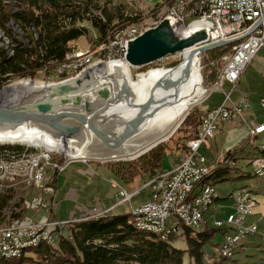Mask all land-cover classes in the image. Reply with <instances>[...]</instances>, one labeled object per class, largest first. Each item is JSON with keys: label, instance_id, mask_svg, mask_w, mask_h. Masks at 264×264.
I'll return each instance as SVG.
<instances>
[{"label": "built area", "instance_id": "obj_1", "mask_svg": "<svg viewBox=\"0 0 264 264\" xmlns=\"http://www.w3.org/2000/svg\"><path fill=\"white\" fill-rule=\"evenodd\" d=\"M171 6H173V17L179 18L185 24L199 20L215 26L219 32V37L215 40L241 38L232 43L230 53L222 58L224 63L219 68L213 83L203 86L204 97L200 99L201 101H204L211 92L221 90L224 92V102L213 108H202L196 131L192 138L186 140L185 151L179 163L169 171L148 180L142 186V188H149L147 199L128 208L130 214L131 211H139V218H132V224L153 226L155 235L164 241L181 237L183 227L196 229L203 221L208 206L216 202L214 200L216 182L214 181H206V187L197 200L188 199L187 192L192 188L194 178L201 173L216 169L217 162L229 163L231 168H236L231 158L227 160L221 158L214 164H209L206 157L199 152V148L203 143L214 139L215 131L221 122L235 125L242 118L244 111L251 106L247 95L240 96L234 104L228 105L226 102L235 90V84L246 65L253 60L256 53L264 52V0H184V4L172 2ZM258 21L260 22L257 27L245 35ZM136 31L138 29H135V26H129L122 27L114 33L108 43L109 47L116 52L117 58H113L114 60L125 62L124 43L127 38L136 37ZM215 40L210 38L206 43H212ZM180 54L183 56V53ZM200 54L202 53L198 52L195 55L199 64ZM91 59V55L71 51L67 53L66 60L55 67L54 72L66 80L70 78L68 76L77 74L90 66ZM226 82L232 85L229 91L223 89ZM258 104L264 108V97L259 98ZM263 132L264 122L247 125L246 136L250 141L260 138ZM259 145L250 163L254 167L255 175L261 176L264 174V154H259ZM233 152L234 150H230L231 154ZM62 162L63 160L58 161L54 154L47 150L11 154L0 159V180L23 177L28 184L39 185L46 177L64 170L65 165ZM108 183L114 191L112 196L116 201L112 208L131 203L132 198L142 189L128 191L115 178L109 179ZM227 198L231 200V208L227 211L225 219L215 220V225L218 227L228 225L229 231L224 234L219 248L224 249L226 258L230 259L237 248L243 246L247 236L257 233L255 224H246V218L253 214L257 202L253 191L246 187L233 188ZM48 209L47 204H42L41 210L45 213H40V218L32 219L29 213L25 219L0 225V256L17 251L19 243L28 240H45V243L50 244L56 240L58 234L67 236L63 232L67 222L46 216Z\"/></svg>", "mask_w": 264, "mask_h": 264}, {"label": "trees", "instance_id": "obj_2", "mask_svg": "<svg viewBox=\"0 0 264 264\" xmlns=\"http://www.w3.org/2000/svg\"><path fill=\"white\" fill-rule=\"evenodd\" d=\"M83 20L107 42L117 23L126 25L128 18L113 16L106 3L100 4L99 0H0V30L9 38L5 45H0V89L12 78H35L41 71L47 76L53 75L55 67L66 60L71 49L69 43L87 34L84 26L77 25ZM230 49L231 45H224L205 52L204 86L213 83L218 74L210 61ZM177 63H170L168 67ZM192 117L187 116L183 122L191 128L187 139L193 137L198 126V121ZM179 149L184 151L185 143ZM167 150L159 143L132 160L113 163L110 165L112 172L122 183L125 177L136 174H148L153 179L162 173L161 162ZM235 153L229 150L223 159H237ZM215 173L216 170L209 178L214 182ZM66 226L67 236L58 234L53 243L42 240L30 248L28 252L35 257L25 254L18 259L0 260V264L32 261L35 264H228V258L219 254L215 259L204 250L208 244L219 246L221 242L212 240L214 231L220 229L224 233L227 228L183 227L181 237L186 248L179 249L173 245L174 238L164 241L153 233L137 229L132 224L130 212L87 215L67 222ZM184 254L191 259L188 263L183 261Z\"/></svg>", "mask_w": 264, "mask_h": 264}, {"label": "rangeland", "instance_id": "obj_3", "mask_svg": "<svg viewBox=\"0 0 264 264\" xmlns=\"http://www.w3.org/2000/svg\"><path fill=\"white\" fill-rule=\"evenodd\" d=\"M99 2L100 4L106 3L107 10L113 16L115 15L120 18H128V20H126L127 24L125 25L124 23L122 24L117 23L118 25L114 28L108 41L105 42L100 39L98 31L87 20L78 22L77 25L84 26L87 29V34L80 38L78 37L77 41L76 40L71 41L69 43L70 46L69 48H71L69 52L79 51L91 55L92 64L90 66H87V68L78 72L77 74H73L72 76H68V77L79 76L97 62H101V61L106 62V61L114 60L113 58H117L116 52L108 45V43L110 42V40L114 36V33L117 30L121 29L122 27L126 28L129 26H135V28L142 33L143 30L156 25L159 22V20H161L164 16L169 15L170 10L172 9L171 6L172 2H174L173 4H175L176 0H99ZM115 21L116 19L113 20V22ZM6 39H9L8 36L5 33H3V31H1L0 45H5ZM230 51L222 55L221 57L211 60L210 64L213 65L215 69H217V71H219V68H221V66L224 63L222 58L228 55ZM204 58H206L205 52H202L199 58L200 73L202 77V83H201L202 87L204 86L203 76H202V70L204 67ZM181 60H182V54L177 53L175 54V56L170 55L154 63L144 65L143 67H139V68L129 67V68L132 77L136 79L138 73L141 72L144 73L147 70H152V69L168 68V65H170V63H173L175 61L179 63ZM241 76L242 77L240 79V82L238 83L239 88L252 89L254 91H260L264 93V52L263 51H260L258 54L256 53V56L253 58L251 63L249 62L246 65ZM26 78L31 80L50 81V82H57L64 79L60 76H57V74H55L54 71H53V75L51 73L49 74V76H47L44 72L41 71L36 75L35 78H30V77H26ZM21 79L23 78H12L11 80L7 81L2 86V88L11 84L14 81H18ZM224 89L225 91L230 90L226 86ZM235 89H236V84H235ZM234 91H232V93ZM222 96H223V101L221 103H223L225 99L224 92ZM202 97H204L203 94L190 103L188 109L186 110L181 120L179 121L176 129L170 133V136H168L167 138H165V140L160 142L167 147L168 151H171L173 156H177L178 154L182 156V154H184L185 150L181 151L179 149V146L186 142L187 140L186 136H188L191 133V128L189 125L183 122L187 116L191 115L194 117V118L192 117L191 119H194L199 123V119L202 114L201 104H204L202 103L203 101L200 100ZM217 98L219 99L218 96ZM230 102H231V96L226 103L228 104ZM219 126L217 131H215V134H217V132L220 131ZM260 135H261L260 138H257L255 141V145L257 146L263 143L264 141V132ZM77 137L78 136H75V138ZM80 140H82V138H80ZM223 141H224V137L223 135H220L219 137H216V146L211 144L208 146L206 142L203 143V147L201 148L200 151L202 153L204 152V155L207 158L209 164H210V157L215 158V154L213 150L216 151L218 150L217 152L221 153ZM102 147L105 146L102 145ZM105 149L107 148L105 147ZM46 150L53 153L55 159H57L58 161L63 160L62 163L65 165L64 170L58 173H54L50 175V177H46L44 179V182H42L39 185H35V184L30 185L24 181L23 177H15L14 179L0 180V225L3 224L5 225L6 223L15 220L25 219L26 217H28L29 213L32 216V219L36 220L40 218L41 215L39 214L44 212L43 210H41L42 204H47L49 209L47 211L48 213L46 212L47 213L46 216L49 215L51 219H53L52 218L53 208L55 210L56 215H62V216L65 215V217H69V216L71 217L72 211L76 213L74 214L75 216H80L83 212L93 211V209L97 207L98 204L104 206L108 202L109 197L111 196L110 192H112V189L108 183L110 175L114 177L116 180H118L120 183H122L120 181V178L115 174H113L110 165L121 160L125 161V160L134 159V158L131 159V157H126V159L113 158L107 160L89 159V158L71 159L59 153L55 149L49 150L45 147H41L37 145H28L22 143H15V144L1 143V142H0V159L6 158L11 154H22L23 152H30V151L44 152ZM109 151L110 149H107V152ZM249 151H253L252 143L247 144V146H245L244 149L242 150L241 152L242 154H240L242 156H239V157H243L239 159V162L243 164L244 169H246L248 175L245 174L243 176L240 170H236L234 171L232 178L227 177L225 179L219 180L214 184V188L216 190L217 195L221 197L220 198V202L222 205L220 207L221 210L215 211L213 209L214 204L211 205L210 207L208 206L209 209L207 208V210L205 211L204 219L201 223H199L197 229L202 230L204 227L228 228L227 224H225L223 227L216 226L215 220L222 218L225 219V215L227 211L230 210L231 200L227 198L229 192L233 188L235 189L236 187H246L249 190L253 191L257 202L253 214L247 216L246 224H248L249 220H251L252 222L249 223L255 224L257 226V233L256 235H253V241L259 243L264 242V174L261 176L255 175L254 167L252 163H250V160L246 158L247 157L246 155H249L248 154ZM150 179L151 178H149L148 174H136L134 177L133 176L125 177L123 181L124 183L122 184L125 185L124 187L128 191L129 189L134 187H137L134 189L137 190L139 188H142V186H144V184ZM92 187L96 189L97 192L95 193L96 195L93 194V191L91 189ZM56 188L64 189L63 190L64 197L61 200L62 202H59L55 206V204L53 203L54 200L53 195ZM145 192L146 189H143L140 195L144 194ZM64 193H67V195L70 194V196L68 195L70 199L72 196H74V194H77V198H75V200H69L65 198L66 194ZM115 203L116 201H114V205ZM128 205L131 206L132 201ZM118 211L129 212V209H127L125 206H122L118 208ZM89 214L90 213L82 214L81 215L82 217L80 219H82L84 216H87ZM74 220H79V219H74ZM205 220L207 222V225L204 224ZM71 221L72 220H68L66 222H71ZM68 231H69L68 226L65 225L63 232L68 235ZM227 231H229V229H226L224 233L220 229L215 230L212 240L216 242L218 241L221 242L224 238V234L228 233ZM174 239L175 240L173 242V245L175 246V248H179V249L186 248V242L183 239V237L174 238ZM204 248H205L204 249L205 253L212 254L214 255V258L217 259L219 255L218 254L219 246H215V245L209 246L208 244ZM26 256L35 257V254L29 251L27 252ZM259 256H264V253L261 252L259 255L250 256L248 257V260L251 261L256 259L252 264H257L259 260L264 262V258L260 259L261 257L258 258ZM189 260L191 259H189L187 254H184L183 261L185 263H188ZM226 262L228 264H236L235 263L236 261H233L232 259H227ZM27 264H35V262L32 261ZM127 264H131V263H127Z\"/></svg>", "mask_w": 264, "mask_h": 264}, {"label": "bare ground", "instance_id": "obj_4", "mask_svg": "<svg viewBox=\"0 0 264 264\" xmlns=\"http://www.w3.org/2000/svg\"><path fill=\"white\" fill-rule=\"evenodd\" d=\"M175 4H184V0H176ZM169 15L173 16V6ZM138 34H141V32L136 31V35ZM130 38L126 39L124 50H126L127 42ZM187 52H182V60L187 57ZM182 60L174 65L173 71L168 70L170 67L147 70L144 73H138L136 79L132 77L129 66L125 62H121V60H110L106 61L107 63L105 61L97 62L79 76L70 77L65 80L69 84H74L79 79L83 83L88 82L89 86L93 88H101L103 85H106L110 89V98H114V100L107 104L106 107L105 101L95 92L97 88L93 90L92 88H88L83 91V94L89 96L90 100L94 103V109L100 112L97 119L98 124L105 129H110L114 134L121 132L126 120L136 114L137 109L130 104L144 102L148 97L150 88L155 82L165 84L167 78L173 80L174 83L169 88L164 90L158 89L155 92V97L160 98V100H170L171 103L161 107L153 117L148 119L140 132L116 150L107 152V149L102 147L103 144L88 129H85V126H82L78 134L73 136L68 134L66 129L28 120L16 123H0V142L22 143L45 147L49 150L55 149L71 159L89 158L107 160L133 157L159 139L169 135L176 125H178L190 103L202 95V77L198 58L196 56L192 58L186 74H183L184 64ZM178 78H180L179 82L176 81ZM49 82L28 78L14 81L0 90V106H14L25 109L28 107L33 108L39 102L49 101L51 100L49 99V90L55 87L58 81ZM122 84L126 86L128 97L118 96L115 98ZM70 96L73 97V95ZM68 107H74L82 111L81 107L72 106L71 103H68ZM75 136L78 137L75 138ZM259 147V154H264V143ZM213 173V170H209L194 178L193 186L187 192L188 199L197 200L201 196L203 189L206 187V181H212L209 178ZM217 199L218 195L214 193V200ZM132 218H139V211H131ZM134 225L137 229L155 235L153 226L145 224ZM41 241L28 240L27 242L19 243L17 251L2 254L0 260L18 259L25 255L30 248L36 247ZM218 254L226 258L224 249L219 248Z\"/></svg>", "mask_w": 264, "mask_h": 264}, {"label": "water", "instance_id": "obj_5", "mask_svg": "<svg viewBox=\"0 0 264 264\" xmlns=\"http://www.w3.org/2000/svg\"><path fill=\"white\" fill-rule=\"evenodd\" d=\"M259 22L245 35L252 32ZM218 37V29L209 22L198 20L185 24L179 18L166 15L156 25L143 30L141 34L128 40L124 60L129 67L139 68L170 55L175 56L177 53L188 51L186 54L187 57L182 60L184 64L183 74H186L192 58L198 52L202 53L216 47L229 45L241 38L215 40ZM210 38H214L215 42L206 43ZM174 67L172 66L168 70L173 71ZM179 79L176 81L179 82ZM173 83V80L170 78L165 80V84L155 82L150 88L148 97L144 102L130 104L137 109V112L134 116L126 120L123 129L117 134L112 133L110 129H105L98 124L97 119L100 112L94 109V103L90 100L89 96L83 94L84 90L88 88H92L93 90L97 87L93 88L89 86L88 82L83 83L79 79L74 84H69L65 80L58 81V84L49 90V99L51 100L39 102L33 108L28 107L24 109L14 106H0V123H16L27 120L42 122L60 127V129H66L68 131L67 133L73 136L78 134L82 126H85V129H88L107 149H110V151L116 150L140 132L146 125L148 119L153 117L161 107L171 103L170 100H160V98L155 97V92L158 89H167ZM95 92L105 101V107L114 100V98H110V89L106 85H103L101 88L98 87ZM70 95H73V97ZM118 96L128 97V91L125 85H121L118 94L114 97L117 98ZM56 97L57 99H55ZM68 103H71L75 107H81L82 111L74 107H68ZM168 136L170 134L159 139L154 144L131 157V159L145 153L165 140Z\"/></svg>", "mask_w": 264, "mask_h": 264}, {"label": "crops", "instance_id": "obj_6", "mask_svg": "<svg viewBox=\"0 0 264 264\" xmlns=\"http://www.w3.org/2000/svg\"><path fill=\"white\" fill-rule=\"evenodd\" d=\"M241 77L236 82V89L232 93L231 102L228 103V105L234 104L240 96L247 95L251 101V106L244 111L242 118L239 119L235 125L230 124L228 122H221V124H219L220 125L219 126L220 131H218L217 134H215V137L213 140L206 142V144L208 146L210 144L216 146V137H219L220 135H223V137H224V141L222 143L221 153H218L217 152L218 150L217 151L213 150L214 154H215V158L210 157V164H214L215 161H218V160H221V158H224L227 151H229V150H235L236 151V153L234 154V158H237V159H234V160L232 159L236 164L235 165L236 168H231V166L228 165L229 163H225V162H217L216 163V169H213L214 172H215V170L217 172V173H215V175H216L215 182H218L219 180L225 179L227 177L232 178L233 173L236 170H240L241 173L243 174V176L245 174H247V171H246V169H244L243 164L239 162V159L243 158V157H239V156H242V155H240V154H242L241 153L242 150L244 149L245 146H247V144H250V143H252V145H253V151H249V153H248L249 155H246L247 156L246 158H248L250 160L252 155L254 153H257V151H258V146L255 145L256 140L255 141L254 140H252V141L248 140L246 134H247V125H249V124L253 125L254 123H257L259 121L264 122V109L260 108V106L257 104L258 99L260 97H264V93H262L260 91H254L252 89H241V88H239L238 83L240 82ZM225 86L231 90V86H232L231 83H229V82L224 83L223 89L225 88ZM215 95H217L219 97V99ZM222 95H223V91H221V90H215V91L211 92V94L207 97V99H205L202 102L204 104H201L202 105L201 107L202 108H213L215 106H218L223 101ZM202 147H203V144L200 146L199 152L204 155V152L202 153L200 151ZM259 153H260V150H259ZM182 157H183V154H182V156L181 155L173 156L171 151L167 150V152H165V154L163 155L162 162H161L162 173L169 171L171 168H173L177 163H179V161L181 160ZM112 178H114V177H112L110 175L109 179H112ZM135 188H137V187L131 188V189H129V191H132ZM91 189L93 191V194L97 193L96 189H94L93 187ZM143 189H146V192L144 194L140 195L141 191H143ZM143 189L140 191V193H138L137 195H135L132 198V205H138L147 199V197L149 195V188L146 187ZM63 190H64L63 188H60V189L56 188L55 189V192L53 195V197H54L53 203L55 204V206L59 202H62L61 200L64 197L63 196ZM92 191H91V194H92ZM110 193H111V196L109 197L108 202L104 206H102L101 204H98L97 207H95L93 209V211L83 212L82 214L90 213L89 215H100L105 210L111 208L114 205V201H115V198L112 196L114 194L113 189H112V192H110ZM64 194H66L65 198H67L69 200H75V198H77V194H74V196H72L71 199L69 197L70 194H68L69 196L67 195V193H64ZM135 198H136V200H135ZM220 198L221 197L218 196V199L216 200V202L213 206L214 207L213 209L215 211L221 210L220 207L222 205L220 202ZM122 206H125L127 209L129 208L128 203H124V204H121L117 207H113L112 209H109L107 212L106 211L105 212L110 213V214L126 212V211H118V208L122 207ZM52 212H53L52 218L60 220V221H68V220L73 221L74 219H80L82 217L81 216L82 214L80 216H75L74 214H76V213L74 211H72L71 217L70 216L65 217V215H63V216L62 215H56L54 208H53ZM205 222H206V220H205ZM205 222H204V224L207 225V222L206 223ZM249 222H252V221L249 220ZM249 222H248V224H250ZM242 245L243 246L241 248H239V249L237 248V251L233 255L234 257L232 256L233 258L232 257L230 258L233 261H236L235 262L236 264H252L256 259L250 261V260H248V257L259 255L261 252L264 253V242L259 243V242L253 241V235H251V234L244 239V243ZM258 258L263 259L264 256H259ZM259 261H261V260H259Z\"/></svg>", "mask_w": 264, "mask_h": 264}]
</instances>
